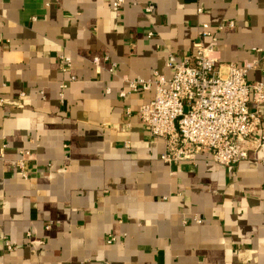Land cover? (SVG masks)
<instances>
[{
    "label": "crops",
    "instance_id": "1",
    "mask_svg": "<svg viewBox=\"0 0 264 264\" xmlns=\"http://www.w3.org/2000/svg\"><path fill=\"white\" fill-rule=\"evenodd\" d=\"M201 23L222 69L257 60L264 82V0H0V264H264V154L165 164L136 115L154 89L128 90Z\"/></svg>",
    "mask_w": 264,
    "mask_h": 264
},
{
    "label": "built area",
    "instance_id": "2",
    "mask_svg": "<svg viewBox=\"0 0 264 264\" xmlns=\"http://www.w3.org/2000/svg\"><path fill=\"white\" fill-rule=\"evenodd\" d=\"M117 12L125 0H106ZM149 11V9H147ZM201 12V9H198ZM234 21L228 26L233 27ZM198 36L189 54L177 60L169 54L166 66L171 74L166 78L158 73L149 80L135 78L127 80L129 91L154 89L151 101L139 106L136 111L139 122L153 138L163 140L164 150L159 159L168 165L192 162L204 154L219 166H236L249 159L250 153L264 154V127L261 105L264 103V82H250L248 72L260 66L259 61L244 62L242 65L226 63L221 68L217 63V38L207 23L198 27ZM148 37L153 33L149 32ZM208 39V43H204ZM262 52L264 48H256ZM98 57L93 63L98 65ZM71 58L60 56V69L68 72ZM264 74V66L262 67ZM70 75L60 85L59 99L62 102L67 83L75 81ZM109 92V89H106ZM121 96H125L122 92ZM126 115H132L126 110ZM130 127V123H128ZM29 156V153H26ZM17 167L21 176L27 178L24 161ZM119 241L109 235L108 245ZM3 247L11 251L14 247L4 239Z\"/></svg>",
    "mask_w": 264,
    "mask_h": 264
}]
</instances>
